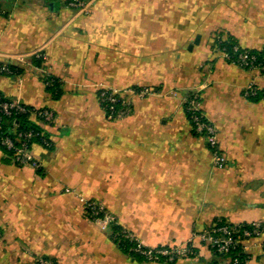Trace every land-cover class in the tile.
<instances>
[{
	"label": "crops",
	"instance_id": "obj_1",
	"mask_svg": "<svg viewBox=\"0 0 264 264\" xmlns=\"http://www.w3.org/2000/svg\"><path fill=\"white\" fill-rule=\"evenodd\" d=\"M0 95L54 111L57 122L21 168L0 149V264H147L125 254L85 213L96 200L150 247L186 242L216 221L264 224V71L226 62L215 37L264 51V0H95L89 15L66 0H0ZM41 52V66L32 55ZM26 56L25 63L16 61ZM58 79V99L44 79ZM146 88L132 116L108 121L101 88ZM216 126L226 167L213 164L185 113L189 95ZM264 264V234L243 243ZM207 247L173 264H224Z\"/></svg>",
	"mask_w": 264,
	"mask_h": 264
},
{
	"label": "built area",
	"instance_id": "obj_2",
	"mask_svg": "<svg viewBox=\"0 0 264 264\" xmlns=\"http://www.w3.org/2000/svg\"><path fill=\"white\" fill-rule=\"evenodd\" d=\"M95 0H66V6L76 13L89 15ZM2 11L0 10V14ZM215 41L222 44L226 37L217 35ZM214 50L226 62L246 70L260 69L264 71V58L245 49L240 45L233 47L231 54L226 47L217 46ZM32 57L45 61L41 52ZM26 56L17 57L18 63H25ZM15 65L0 61V76H14ZM48 85V83H46ZM260 89L248 85L243 91L245 99L254 97ZM150 91L146 88L129 87L126 89L101 88L97 93V100L108 121H123L132 116V97L145 98ZM200 95H189L185 100V113L190 121L195 135L204 138L212 152L215 167H226L227 159L220 149L219 133L216 126L207 118L201 109ZM264 101V96L262 98ZM27 115L37 128H21L17 117ZM57 122L53 110L45 107H31L18 98H7L0 95V148L11 154L15 165L21 168L39 170L41 164L33 155V147L40 144L46 148L52 147V141L46 129L53 127ZM84 210L88 218L102 229H110L118 225L115 215L106 209L103 203L96 200H87ZM264 234V224L260 222L232 224L222 220L216 221L210 228L199 233H193L186 242L167 246L150 247L139 241L130 231L122 228L114 239L119 242L132 243L130 251L147 264H173L177 261L195 255V246L199 243L207 247L214 254L227 258L224 264H245L247 259L240 258L244 254L243 243L247 239L260 237ZM1 235V232H0ZM117 242V245L118 243ZM40 264H54L51 261L40 260Z\"/></svg>",
	"mask_w": 264,
	"mask_h": 264
},
{
	"label": "trees",
	"instance_id": "obj_3",
	"mask_svg": "<svg viewBox=\"0 0 264 264\" xmlns=\"http://www.w3.org/2000/svg\"><path fill=\"white\" fill-rule=\"evenodd\" d=\"M218 43L215 41V45H217ZM235 45H238L237 41L235 39H233L232 37L228 36L226 37V41H224L222 44H219L217 46H220V47H226L227 50L231 53V54H234L233 53V47ZM252 53L256 54L259 56L260 59H263L264 58V51H252ZM39 66H41V61H39L37 63ZM14 71H15V74L14 76H17L20 71L17 69V68H14ZM12 77V76H10ZM45 81V84L48 83V85H46V89L48 92H50L53 97L55 99H58L61 94H62V90H61V84L59 83L58 79L54 78V77H51V76H48L44 79ZM2 96V95H1ZM264 96V90H260L258 92V94L254 97H250L248 100L249 101H252V102H258V101H261L262 98ZM17 120L21 126V128L23 129H28V128H37L36 125H34L30 120H29V117L27 115H22V116H18L17 117ZM1 149V148H0ZM3 150V149H2ZM5 151V150H3ZM10 157H11V154L7 151H5ZM222 222L224 223L225 221L222 220ZM111 231H112V238L114 240V242L117 244V242H119V240H116L114 239V236L116 233L120 232L122 227L119 226V225H114L112 226L111 228ZM118 246L120 247V249L127 255L131 256V257H134L136 259H140L139 257L135 256L131 251L130 249L132 248V243H128V242H119L118 243ZM240 258H245L244 254H240Z\"/></svg>",
	"mask_w": 264,
	"mask_h": 264
}]
</instances>
